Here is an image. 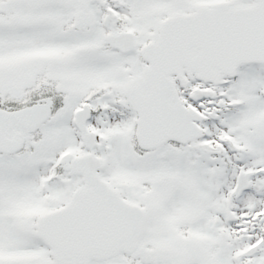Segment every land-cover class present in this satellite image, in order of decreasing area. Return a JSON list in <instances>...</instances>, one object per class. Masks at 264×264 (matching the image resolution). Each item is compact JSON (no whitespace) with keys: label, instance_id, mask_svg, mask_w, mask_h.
Instances as JSON below:
<instances>
[{"label":"snow or ice","instance_id":"obj_1","mask_svg":"<svg viewBox=\"0 0 264 264\" xmlns=\"http://www.w3.org/2000/svg\"><path fill=\"white\" fill-rule=\"evenodd\" d=\"M0 264H264V0H0Z\"/></svg>","mask_w":264,"mask_h":264}]
</instances>
